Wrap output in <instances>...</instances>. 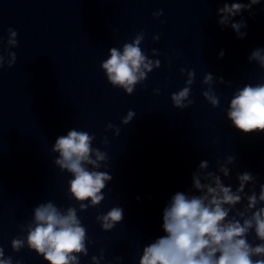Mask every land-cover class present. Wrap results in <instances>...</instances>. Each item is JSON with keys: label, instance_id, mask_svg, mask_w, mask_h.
<instances>
[{"label": "water", "instance_id": "1", "mask_svg": "<svg viewBox=\"0 0 264 264\" xmlns=\"http://www.w3.org/2000/svg\"><path fill=\"white\" fill-rule=\"evenodd\" d=\"M222 6V0H0V55L6 61L8 52L17 56L11 68L7 62L0 68V247L13 264H48L27 246L19 252L11 246L26 237L21 225L33 220L36 206L52 201L79 209L70 198L73 177L55 165L52 152L56 139L73 128L95 135L93 147L109 155V168L100 170L113 177L98 207L78 211L88 237L80 264H92L101 250L102 264H139L144 246L165 235L164 207L177 191L191 189L202 160L215 170L217 160L236 156L225 184L235 189L236 174L244 171L264 184V133L245 134L227 119L238 89L264 83V68L248 59L264 48V0L233 18L246 21L244 39L219 25ZM160 10L162 16L153 15ZM9 28L18 34L17 46L8 45ZM141 32L142 51L161 66L128 95L108 82L101 64L110 48L122 51ZM189 71L195 72L194 103L178 109L171 96L186 86ZM209 72L218 107L202 94ZM130 110L136 116L124 125ZM109 123L120 128L119 136L107 130ZM118 206L123 221L104 231L96 217ZM248 239L259 243L254 232Z\"/></svg>", "mask_w": 264, "mask_h": 264}, {"label": "clouds", "instance_id": "2", "mask_svg": "<svg viewBox=\"0 0 264 264\" xmlns=\"http://www.w3.org/2000/svg\"><path fill=\"white\" fill-rule=\"evenodd\" d=\"M223 6L217 9L218 23L223 28L231 27L239 39L247 36V23L244 19L234 22L233 18L245 11L251 12L261 0H222ZM159 18L163 10L153 13ZM8 45L17 46V32L9 28ZM144 33H139L133 42L125 43L122 51L116 47L109 49L110 57L102 62L108 82L115 88L125 90L132 95L138 84H143L148 74L161 66L159 60L149 59L140 45ZM159 40L160 37H154ZM153 56L159 55L156 49ZM224 56L221 50L220 57ZM8 59L0 55V68L5 63L9 68L15 65L17 56L8 52ZM264 68V48L254 49L248 57ZM181 69V72H184ZM186 86L171 99L178 109L190 107L191 86L195 72H187ZM219 82L224 83L223 77ZM204 84L209 87L202 94L213 106L218 107L220 98L213 90L214 76L205 75ZM159 93V89H156ZM136 113L129 111L122 123L129 125ZM227 119L239 131L250 134L264 133V83L255 86L245 85L238 89L230 101ZM107 130H114L120 135V128L109 123ZM95 135L87 131L68 130L59 136L52 147L58 156L54 163L61 171L70 173V198L78 204L67 209L59 208L54 202L40 203L34 208L33 220L21 231L26 237L14 238L11 246L19 252L27 246L42 256L48 264H80V256H88L87 231L82 225L78 211L86 212L98 207L105 196L103 191L112 181L109 171V155L93 147ZM103 144L108 145L107 136ZM236 156L217 160L215 170H210L208 160H202L192 173V187L188 192L177 191L169 200L162 213V230L165 235L145 245L139 264H264V184L258 185V177L250 171L237 172L238 186L225 184L232 177L230 166L235 165ZM251 185V188L248 186ZM259 186V193L256 189ZM198 193V194H196ZM140 200V197H137ZM90 201V203H87ZM247 203L244 204L243 202ZM237 205H243L238 208ZM97 221L104 231H111L124 219L122 207H113L106 214L98 215ZM254 232L259 243L249 242L248 237ZM92 264H102L104 252L99 257L92 256ZM122 261L123 257H116ZM0 264H13L12 257H5L0 247ZM16 264H21L17 261Z\"/></svg>", "mask_w": 264, "mask_h": 264}]
</instances>
